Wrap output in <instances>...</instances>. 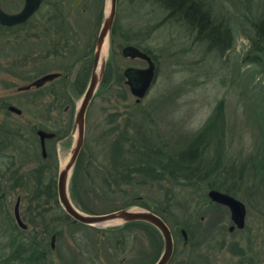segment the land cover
Segmentation results:
<instances>
[{
	"label": "rangeland",
	"instance_id": "374dc122",
	"mask_svg": "<svg viewBox=\"0 0 264 264\" xmlns=\"http://www.w3.org/2000/svg\"><path fill=\"white\" fill-rule=\"evenodd\" d=\"M55 1L62 2L60 7L67 14L66 38L61 31L49 33L48 28L55 24L48 20L49 9L43 3L25 24L19 41L12 38L4 49L0 41V123L23 127L22 135L12 138L5 149L16 161L12 170L31 179L33 175L38 177L41 169L43 183L51 182L55 190V197H49L32 182L30 192L4 190L5 200L0 201V264H28L19 256L27 254H23L21 244L34 238L46 248L45 263L37 264H153L163 249L162 237L155 230L140 222L84 226L59 204L57 178L78 140L74 114L86 89L96 37L110 11V0H93V5L85 0L75 8V0ZM198 1L209 10L214 22L227 30L229 42L223 38L218 42L227 46L209 49L194 31L168 19L166 11L154 1L116 0L106 42L107 79L97 87L87 106L83 144L77 167L74 164L68 178V193L82 212L77 200L99 214L146 209L162 215L174 241L169 264H264L263 174L254 181L247 164L250 154L259 160L264 158V42L259 44L260 51L252 46L256 24L264 19V0ZM36 34L60 41L57 47L67 51L72 65L71 87H58L55 81L56 87L20 90L38 75L34 57L42 51L43 43L34 40ZM127 46L148 49L156 66L155 81L139 102L125 83L124 71L129 67L144 68L147 63L124 55L122 50ZM4 103L5 107L22 109V114L16 116L2 106ZM218 105L217 133L205 156L212 158V166L218 164L214 160H220L219 167L234 162L239 167L245 164L246 169L242 181L234 182L238 188L234 197L246 207L245 225L233 232H229L232 221L228 209L207 196L214 188L197 180L185 184L181 173L170 174L164 163L165 157L187 145ZM32 126L34 130L56 133L45 142V156ZM113 139L125 142V157L120 158V150L115 153L120 166L122 160L147 163L130 167L124 164L130 171L124 173L123 179L117 170L116 182L105 180L106 176L111 178L107 170L115 152ZM5 161L6 157L0 156V172ZM33 168H37L36 174ZM19 192L20 215L28 225L25 232L15 228L12 220ZM34 195L38 198L30 202ZM35 208L40 216L32 220ZM118 227V231L105 234H109L107 239L102 235L103 230ZM182 229L189 240H184ZM111 235L110 248L111 244L106 243Z\"/></svg>",
	"mask_w": 264,
	"mask_h": 264
},
{
	"label": "trees",
	"instance_id": "16d2710c",
	"mask_svg": "<svg viewBox=\"0 0 264 264\" xmlns=\"http://www.w3.org/2000/svg\"><path fill=\"white\" fill-rule=\"evenodd\" d=\"M154 1L155 3H158L165 11H166V17L168 19H174L175 21L181 22L183 25H185L187 28L195 32V37L197 39H202L206 41L207 47L209 49H214L217 48L219 49L220 47L223 48L227 45H220L218 42L221 41V39L227 40L229 42V35L227 33L226 29H223L221 27V24L219 22H214V20L210 17L209 10H206L198 0H151ZM216 30V32L214 31ZM113 32V31H112ZM226 42V43H227ZM260 42H264V19H261L255 27V35L254 38H252V46L254 50L260 51L262 47L259 45ZM228 44V43H227ZM143 51L146 53L150 54L148 49L142 48ZM106 71L103 74L102 81H104V78L107 79ZM214 111V113L210 116V119L203 125V127L194 135L192 139L189 140L187 145L185 147L181 148L177 152L173 154H169L167 157H165V165L167 166L169 173L170 174H175V173H181V180L184 181L185 184L191 183L193 180L194 182L197 181H203L206 182L209 188H214L216 190H221L224 191L230 195L236 196L238 195V188L235 186L234 182H239L242 181L244 177V170L245 164H241V166H237L234 162H231L230 164H226L224 166H220V163L218 161L220 160H214V164L216 162L218 164L212 166V158H207L205 155L206 153H209V143L212 141L213 137L217 133V122L215 120V117L220 115V112L218 111V107ZM123 139V137H121ZM125 145L122 144L120 141L116 142V140L113 139L112 141V146L113 150H115L113 154V158L111 160V167L109 170H107V173L111 175L106 176L105 180H114L115 182L118 180L116 176L119 175L124 179V173L127 175L129 173L128 167L131 165L133 166L135 163L141 162L142 165L144 162L141 160H135L134 163L129 164L127 161L122 160L121 166L118 163L119 159L117 160V155L115 153L119 150L122 152L120 154V158L125 157L124 151L123 150ZM153 154V152H152ZM134 155V154H133ZM209 155V154H208ZM144 156V155H143ZM142 156V157H143ZM163 159V158H162ZM78 160L75 163V169L78 164ZM164 160V159H163ZM264 161V158H262ZM262 160H259L257 155L255 154H250L248 156V174L250 175L251 179H254V181H257L258 174H263L261 175V179L264 180V165ZM128 167H126L125 165ZM147 164V163H144ZM262 165V166H261ZM146 166V165H145ZM213 167H218V169H213ZM118 170V173H117ZM139 170V169H138ZM42 171L40 169L38 177L36 175H33V177H30L31 180L35 179L38 182V187L40 191H45L44 194L47 196H53L55 197V190L54 186L52 189V183H43L42 181ZM75 172V171H74ZM73 172V173H74ZM12 177H9V179H20L21 177L27 179L26 175H18L16 176L15 173H11ZM107 175V174H106ZM35 176V177H34ZM73 181L75 180L76 177V172L73 174ZM84 182L88 181V178L84 175L83 176ZM116 184V183H115ZM72 192L75 194V188L72 187ZM33 197V196H31ZM33 199H30V202H32ZM78 204L80 208L88 214H99L96 211L87 205H84L80 201H78ZM156 213V212H155ZM101 214V213H100ZM162 214H165L162 211ZM162 218L163 216L160 215ZM164 219V218H163ZM165 221V220H164ZM79 223V222H77ZM81 224V223H80ZM127 225H132V222H126ZM84 226H89L82 224ZM93 229L95 227H92ZM121 227L114 228L112 230H103L102 235L104 234V237L107 239L108 235H105L107 233H113L115 231H118ZM97 229V228H96ZM155 230V229H153ZM115 234V233H114ZM113 236L111 235V238L107 240L106 244H111L110 248L113 246L112 243ZM189 240V237L188 239ZM111 241V243H110ZM116 241H114L115 245ZM23 245L22 252H26L27 254L25 256L19 255L23 259L25 258L28 262V264L34 263L37 264L38 262L45 263L44 261L46 260L45 257V247L44 244L41 240H38L37 238H34L33 240L29 241H24L21 244ZM108 247V245H105ZM52 250V247H50ZM97 256V255H96ZM19 257V258H20ZM98 257V256H97ZM172 259V258H171ZM123 261V259H121ZM171 261V260H170ZM101 262V261H100ZM130 264H133V262H130ZM169 264V263H168ZM187 264V263H184Z\"/></svg>",
	"mask_w": 264,
	"mask_h": 264
},
{
	"label": "water",
	"instance_id": "95a60500",
	"mask_svg": "<svg viewBox=\"0 0 264 264\" xmlns=\"http://www.w3.org/2000/svg\"><path fill=\"white\" fill-rule=\"evenodd\" d=\"M40 0H25V4L23 9L17 14H6L0 10V23L5 25H13L26 21L38 8ZM116 0H110V11L108 15H106L103 23L99 29V32L96 37L94 53H93V61H92V69L91 74L88 80V84L83 93L81 102L77 107L74 114V128L76 124H78V140L73 149L70 160L63 169L59 171L57 178V198L59 204L63 208V210L75 221L85 225L91 226H100L99 224L109 222L114 219H121V223L130 222V221H145L153 225L159 232L163 241V250L154 264H167L172 257L173 249H174V241L172 237L171 230L167 223L157 214L150 210L139 209L137 211H133L132 209L110 212L106 214H87L79 210L71 201L69 193H68V178L71 170L74 167L78 154L83 144V133H84V118L87 106L89 105L92 97L94 96V92L96 91L99 83L103 78V74L105 72V63L103 69L98 75L96 73L97 64L100 59V53L102 46L105 42H107L112 24L114 19V11H115ZM122 53L128 57L135 58L138 57L143 59L147 66L144 68H132L129 67L125 69L124 75L126 77L125 83L129 86L130 92L133 96L136 97V101L139 102L142 98H144L148 91L150 90L152 84L155 81L156 77V66L152 57L143 50L135 46H127L122 50ZM22 89H26L23 87ZM20 89V90H22ZM9 110L14 111L16 113H21V110L17 107L10 105ZM40 136L41 145H42V155H46L45 146H44V136H52V133H45L43 131H38ZM207 196L212 202H216L227 206L231 212V217L234 225L230 226V230L234 227L243 228L245 225V205L242 201L237 199L236 197L222 192L216 189H210L207 192ZM18 201L16 203L15 208V217L18 220L19 224L22 227L25 225L20 221L19 214L17 211ZM119 223V224H121ZM184 240H187V234L184 229L181 230ZM54 236H52L51 246L53 248Z\"/></svg>",
	"mask_w": 264,
	"mask_h": 264
},
{
	"label": "flooded vegetation",
	"instance_id": "af4514ba",
	"mask_svg": "<svg viewBox=\"0 0 264 264\" xmlns=\"http://www.w3.org/2000/svg\"><path fill=\"white\" fill-rule=\"evenodd\" d=\"M83 1H85V0H75V3L72 4V8H75L76 4H80ZM89 1H90L89 2L90 5H93V0L92 1L89 0ZM56 2L57 1H55V0L50 1V2H48V0H40V3H39L37 10L26 21H24L22 23L13 24V25H5V24L0 23V41L3 44V49H4V47H8L10 42H12L10 40L14 39L15 41H19L25 24L39 11V9L43 5V3H45L46 7L49 9V13H48L49 19L48 20H50V22H53V24H55V25H52L48 28L49 33H54V34L57 33L58 34L61 31L63 33V35H65V38H66L67 37L66 33L69 32V30H67V28H66L67 26H64L67 24V21H66L67 20V16H66L67 14L65 13L66 11H64L60 7L62 2H58V3H56ZM24 4H25V0H0V10L6 14H17L23 9ZM85 10H86V8H83L82 11L85 12ZM46 16L47 15H45V17ZM36 35L37 36H35L34 40L38 41L39 43H43L42 51L37 52L36 53L37 56L34 57V64H35V70H36L35 72L38 73V75L31 82L21 86V87H26V89H22V91L29 90L33 87L34 88L56 87V85L54 84L55 81H57L58 87H71L72 82H73L72 65H71V62L69 61V58H67L68 54L65 53L67 51L65 50L62 52V50H60V48L57 47L60 41H53V38L47 39L46 37L41 36L43 34H41V35L36 34ZM36 41H35V43H36ZM64 45H66V42H64ZM62 47L65 49V46H62ZM3 54H6V53L3 52ZM86 64H88L87 61H86ZM91 64H92V61H91ZM86 66H88V65H86ZM91 69H92V67L90 65V68H89L90 74H91ZM89 77H90V75H89ZM89 77H88V80H89ZM77 80L80 81V79H77ZM88 80H87L86 86L88 84ZM79 81H77V82H79ZM101 84H102V82L99 83V85H101ZM99 85H98V87H99ZM0 103H1V101H0ZM2 106H4V108L9 110L8 107L10 105H7L5 107V103H4ZM18 109H20V108H18ZM20 110H21V113H16V112L11 111V110H9V111L15 113L16 116H20L23 112L22 109H20ZM32 128H33L32 130L35 131L36 135L39 138V145H40L41 149H42V145H41V140H40V136L38 134V131L41 130L45 133H52L53 134L52 136L51 135L50 136L49 135L44 136V146H45L46 140H51L56 136V133L53 131H45L41 128H37L36 130H34V126H32ZM24 131L26 132L25 129H24ZM22 133H23V127L21 126V124H18L16 126H12V125L9 126L8 122H4L3 124L0 123V156L3 155L6 157V161H5V163L2 164V166H1L2 170L0 172V191H1L0 201L1 202H3L5 200L4 199L5 194H6V191H8V190L11 192V190L16 191V190L20 189L23 192H24V190L26 192H28V191L30 192V189L33 185H38V182L35 179L31 180V179H25L23 177H21L20 179H16V180L12 179V178L9 179V177H12L11 173H15L16 176H18V175H21V172H19V170H12L13 165L16 163V161L14 160V155L7 153L5 149H8L10 147L11 143H9V141L13 140L12 138L20 137L22 135ZM76 161H77V159H76ZM36 170H37V168L32 169L34 174H36L35 173ZM21 176H23V174ZM31 182H32V186H31ZM4 190H6V191H4ZM34 194H35V192H34ZM37 198H38L37 195L36 196L34 195L33 197L30 196V199H33L32 202L36 201ZM21 199H22V196H21V193L19 192V194L17 195V197L15 199V203L13 206V217H12L13 219L12 220L14 223L13 226H15V228L21 230V232H25L28 229V225L22 220L21 215H20ZM17 201H18L17 211L19 214V219L25 225V227H22L15 217V208H16ZM220 205H222V204H220ZM222 206H224V205H222ZM224 207H226L229 211V216H230V219L232 221L230 226H232V225H234V223H233V220L231 217V212L227 206H224ZM245 209H246V207H245ZM35 210H36V208L33 210L34 213L30 217L32 220H35L40 216L39 212H36ZM157 215L160 216L159 214H157ZM29 216H30V214H29ZM245 216H246V213H245ZM130 222H132V225L137 224L138 222L144 223L150 229H155V231L158 232V230L148 222H145V221H130ZM230 226H229V232H233L235 229H238V230L243 229V228L234 227L233 229L230 230ZM187 239H188V237H187ZM50 246H51V244H50ZM173 254H174V249H173ZM173 254H172V256H173ZM170 260H169V262H170ZM134 263H135V259H134Z\"/></svg>",
	"mask_w": 264,
	"mask_h": 264
},
{
	"label": "bare ground",
	"instance_id": "6f19581e",
	"mask_svg": "<svg viewBox=\"0 0 264 264\" xmlns=\"http://www.w3.org/2000/svg\"><path fill=\"white\" fill-rule=\"evenodd\" d=\"M106 42L103 44L102 46V49H101V53H100V59H99V62L97 64V68H96V73L98 75H100L102 69H103V66H104V63L106 61V58H107V46H106ZM133 211H137L139 209H132ZM121 219H114V220H111L109 222H105V223H101L99 224L100 226H107V225H115V224H119L121 223Z\"/></svg>",
	"mask_w": 264,
	"mask_h": 264
}]
</instances>
